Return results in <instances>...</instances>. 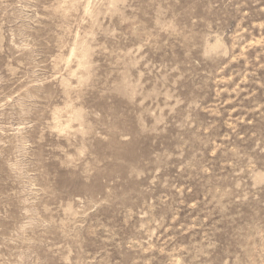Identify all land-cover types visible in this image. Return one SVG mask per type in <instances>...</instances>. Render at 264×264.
Here are the masks:
<instances>
[{
	"label": "rangeland",
	"instance_id": "obj_1",
	"mask_svg": "<svg viewBox=\"0 0 264 264\" xmlns=\"http://www.w3.org/2000/svg\"><path fill=\"white\" fill-rule=\"evenodd\" d=\"M0 264H264V0H0Z\"/></svg>",
	"mask_w": 264,
	"mask_h": 264
}]
</instances>
